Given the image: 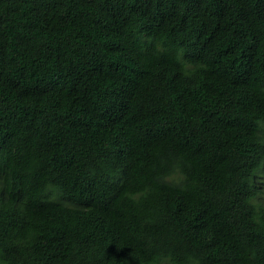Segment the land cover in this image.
Returning a JSON list of instances; mask_svg holds the SVG:
<instances>
[{
	"label": "trees",
	"instance_id": "obj_1",
	"mask_svg": "<svg viewBox=\"0 0 264 264\" xmlns=\"http://www.w3.org/2000/svg\"><path fill=\"white\" fill-rule=\"evenodd\" d=\"M193 262L264 264V0H0V264Z\"/></svg>",
	"mask_w": 264,
	"mask_h": 264
},
{
	"label": "clouds",
	"instance_id": "obj_2",
	"mask_svg": "<svg viewBox=\"0 0 264 264\" xmlns=\"http://www.w3.org/2000/svg\"><path fill=\"white\" fill-rule=\"evenodd\" d=\"M168 176L171 178H175L176 183H179L182 179H183V173L181 171V169L179 168V166H174L170 169ZM159 259V258H157ZM167 259V258H165ZM194 264V262H193Z\"/></svg>",
	"mask_w": 264,
	"mask_h": 264
}]
</instances>
